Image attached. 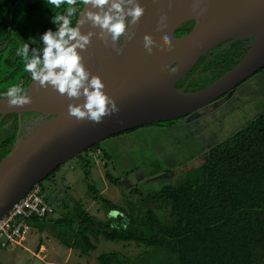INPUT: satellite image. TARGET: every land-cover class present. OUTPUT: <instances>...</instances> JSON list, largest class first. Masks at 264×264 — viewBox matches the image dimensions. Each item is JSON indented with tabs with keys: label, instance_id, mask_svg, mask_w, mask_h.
<instances>
[{
	"label": "trees",
	"instance_id": "16d2710c",
	"mask_svg": "<svg viewBox=\"0 0 264 264\" xmlns=\"http://www.w3.org/2000/svg\"><path fill=\"white\" fill-rule=\"evenodd\" d=\"M68 7L65 4L57 9L48 6L46 0H0V72L6 69L0 75V101L8 87L20 84L26 89L32 80L24 70V61L16 55L17 48L24 43H29L30 48L42 47L41 35L48 29L57 30L52 17L65 14ZM81 9L78 4L71 18L73 26ZM226 52L227 49L204 64L203 56L176 81L174 89L184 87L180 93L197 91L232 68L236 61ZM203 76L208 78L202 80ZM5 80L9 83L1 87ZM17 129L16 113L1 121L0 159L11 149ZM98 148L99 143L94 144L77 157L87 167V152ZM104 155L108 156L106 152ZM59 167L49 176H54ZM105 176L119 185L108 172ZM90 191L96 201L106 205V211L123 214L112 221L101 220L83 206L70 204V212L53 221L60 243L82 256L96 249L99 236L146 248L134 258L117 251L103 252L97 256L96 264H264V111L228 138L208 147L201 163L184 171L179 180L139 197L138 207L126 201L129 213L96 190ZM46 222L47 216L32 219L34 226L41 228ZM59 225L63 230L58 232Z\"/></svg>",
	"mask_w": 264,
	"mask_h": 264
},
{
	"label": "water",
	"instance_id": "95a60500",
	"mask_svg": "<svg viewBox=\"0 0 264 264\" xmlns=\"http://www.w3.org/2000/svg\"><path fill=\"white\" fill-rule=\"evenodd\" d=\"M142 6L144 15L131 29L130 40L110 42L102 31L89 24L81 26L85 34L90 28L98 31L87 50L78 51L90 73L100 76L119 112L99 124L77 122L68 116L67 105L82 103L83 97L70 99L32 80L26 87L30 104L9 107L7 100L0 101V123L8 114L18 116L14 143L0 159V218L34 184L94 144L132 128L185 117L264 67V0H144ZM188 21H192L190 30L175 36L176 29ZM145 34L157 44L161 36L168 35L172 51L154 49L152 55H146ZM243 38H251L252 43L232 68L197 91L174 90L176 81L200 57L226 39ZM25 112L37 114L28 121L47 124L21 136Z\"/></svg>",
	"mask_w": 264,
	"mask_h": 264
},
{
	"label": "rangeland",
	"instance_id": "374dc122",
	"mask_svg": "<svg viewBox=\"0 0 264 264\" xmlns=\"http://www.w3.org/2000/svg\"><path fill=\"white\" fill-rule=\"evenodd\" d=\"M5 70L2 68L0 75H4ZM207 78L203 76L202 80ZM7 83L9 81L5 80L1 87ZM3 100H7L6 97ZM263 111L264 68L225 96L185 117L158 125H143L102 140L99 148L108 156L96 149L87 152V167L79 157L60 165L53 176L56 192L53 186L49 189L47 182L42 184L54 209L47 216L45 225L49 229L35 225L12 248H0V264H96L100 253L113 251L134 258L146 249L143 245L110 241L102 236L96 242V249L82 256L55 237L53 221L66 216L72 209L70 204L83 206L101 220L112 221L123 214L118 210L106 211V205L96 201L90 189L129 213L126 201H132L138 207L139 197L179 180L184 171L201 163L208 147L228 138ZM34 114L22 113V120L26 122ZM106 172L117 178L119 185L111 183ZM54 196L56 199L52 202ZM62 202L67 205L62 206ZM62 230L60 225L56 227V231Z\"/></svg>",
	"mask_w": 264,
	"mask_h": 264
},
{
	"label": "clouds",
	"instance_id": "9594fccd",
	"mask_svg": "<svg viewBox=\"0 0 264 264\" xmlns=\"http://www.w3.org/2000/svg\"><path fill=\"white\" fill-rule=\"evenodd\" d=\"M48 6L59 9L68 5L65 14H55L52 23L56 31L46 30L40 37L42 47H29L24 43L16 50V55L24 61V70L31 75L32 81L41 88H51L67 98L79 100L82 103H69L68 116L77 122H92L99 124L105 117L119 112L116 101L105 91V84L97 74H91L83 63L81 51H86L91 44V38L102 31L110 36L112 42L121 38L130 40L131 29L138 24L144 15L145 8L138 0H46ZM82 5L79 18L73 26L72 17L77 12V5ZM89 24L87 33L81 32V26ZM174 45L168 35L160 37L157 44L153 38L143 36V49L150 56L153 50L170 52ZM81 50V51H78ZM3 96L9 107L30 104L31 97L20 84L7 88ZM115 227V225H113Z\"/></svg>",
	"mask_w": 264,
	"mask_h": 264
},
{
	"label": "built area",
	"instance_id": "2783aa9c",
	"mask_svg": "<svg viewBox=\"0 0 264 264\" xmlns=\"http://www.w3.org/2000/svg\"><path fill=\"white\" fill-rule=\"evenodd\" d=\"M54 211L45 196L40 183L34 184L29 191L10 210L0 218V248H12L29 234L34 224L32 219L43 218Z\"/></svg>",
	"mask_w": 264,
	"mask_h": 264
},
{
	"label": "flooded vegetation",
	"instance_id": "af4514ba",
	"mask_svg": "<svg viewBox=\"0 0 264 264\" xmlns=\"http://www.w3.org/2000/svg\"><path fill=\"white\" fill-rule=\"evenodd\" d=\"M192 27V21H188V22H186V23H184V24H182L179 28H177L176 29V31H175V36H180V35H182V34H185L186 32H188L189 30H190V28ZM185 28H189V30L188 31H186V32H183L182 30L183 29H185ZM251 43H252V39L251 38H243V39H226V40H224L223 42H221L219 45H217L216 47H214L211 51H209L208 53H206L205 55H203V56H205L206 58L203 60V64L206 62V61H208L209 59H211L212 57H214V55H216V54H218V53H220V52H222V51H224V50H228V54H229V57H233V60L234 61H236V63L240 60V58L242 57V55L245 53V51L250 47V45H251ZM202 56V57H203ZM202 57H200V59L202 58ZM199 59V60H200ZM202 66V65H201ZM201 66L197 69V70H195L194 72H192V74H191V77L189 78V79H192L193 77H194V75H196V73L201 69ZM193 68V67H192ZM192 68L190 69V70H192ZM264 68V67H263ZM262 68V69H263ZM189 70V71H190ZM188 71V72H189ZM187 72V73H188ZM257 72H259V71H257ZM256 72V73H257ZM186 73V74H187ZM256 73H254V74H256ZM186 74H184V75H186ZM253 74V75H254ZM183 75V76H184ZM252 75V76H253ZM211 77V76H210ZM219 76H216L215 78H213L212 80H211V82L213 81V80H215L216 78H218ZM251 77V76H250ZM250 77H248V78H250ZM247 78V79H248ZM245 81V80H244ZM209 81H207V83H205V86L206 85H208L209 83H211V82H209ZM183 89H184V87H181V88H177V89H174V90H180V92H182L183 91ZM223 96H225V95H223ZM223 96H221V97H223ZM221 97H219V98H221ZM219 98H217L216 100H218ZM216 100H214V101H212V102H215ZM211 102V103H212ZM210 104V103H209ZM208 105V104H207ZM206 106V105H205ZM204 106V107H205ZM203 108V107H202ZM202 108H200V109H202ZM199 110V109H198ZM37 114H34V117L36 116ZM21 117H22V115H21ZM34 117H32V118H34ZM44 182H47V184H48V186H49V189H51V187L53 186V190H54V192H56V184L54 183V181H53V176H48L46 179H45V181H43V182H41V185L44 183ZM42 187H43V189H45L46 187L45 186H43L42 185ZM55 199H56V197L54 196L51 200H52V202L53 201H55Z\"/></svg>",
	"mask_w": 264,
	"mask_h": 264
},
{
	"label": "bare ground",
	"instance_id": "6f19581e",
	"mask_svg": "<svg viewBox=\"0 0 264 264\" xmlns=\"http://www.w3.org/2000/svg\"><path fill=\"white\" fill-rule=\"evenodd\" d=\"M139 3L143 4L144 0H138ZM110 42H111V37H110ZM47 124L46 121H26V122H23V124L21 125V128H20V135L21 136H24V135H27L28 133L40 128V127H43Z\"/></svg>",
	"mask_w": 264,
	"mask_h": 264
},
{
	"label": "crops",
	"instance_id": "0c3cea01",
	"mask_svg": "<svg viewBox=\"0 0 264 264\" xmlns=\"http://www.w3.org/2000/svg\"><path fill=\"white\" fill-rule=\"evenodd\" d=\"M99 150H101L100 148H98ZM97 149V150H98ZM102 151V150H101ZM102 153L104 154V152L102 151ZM105 156V155H104ZM86 210V209H85ZM87 211V210H86ZM52 224V223H51ZM53 226V225H52ZM45 228H48L47 227V225H45L42 229H45ZM49 229V228H48ZM54 231V230H53ZM54 233H55V231H54ZM56 237V236H55ZM39 246V245H38ZM39 248V250H41L42 249V245H40V247H38ZM70 249V248H69Z\"/></svg>",
	"mask_w": 264,
	"mask_h": 264
}]
</instances>
